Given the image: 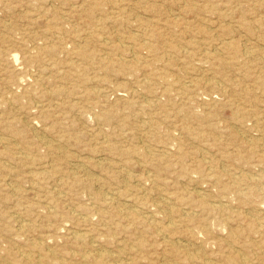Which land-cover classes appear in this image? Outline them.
Wrapping results in <instances>:
<instances>
[{
	"label": "rangeland",
	"instance_id": "obj_1",
	"mask_svg": "<svg viewBox=\"0 0 264 264\" xmlns=\"http://www.w3.org/2000/svg\"><path fill=\"white\" fill-rule=\"evenodd\" d=\"M102 256L264 264V0H0V264Z\"/></svg>",
	"mask_w": 264,
	"mask_h": 264
},
{
	"label": "bare ground",
	"instance_id": "obj_2",
	"mask_svg": "<svg viewBox=\"0 0 264 264\" xmlns=\"http://www.w3.org/2000/svg\"><path fill=\"white\" fill-rule=\"evenodd\" d=\"M252 51V50H251ZM249 53V52H248ZM124 60V59H123ZM156 107V106H155ZM24 136V135H23ZM4 137V136H3ZM5 140V139H4ZM49 146V145H48ZM141 161V160H140ZM207 161V160H206ZM42 177V176H41ZM256 180V179H255ZM261 180V179H260ZM256 184V183H255ZM249 187V186H248ZM257 191V190H256ZM254 194V193H253ZM130 200V199H129ZM31 225V224H30ZM26 226H27V224H26ZM28 227V226H27ZM172 231V230H171ZM158 233V232H157ZM232 233V232H231ZM233 234H234V232H233ZM78 236V235H77ZM40 258V257H39ZM53 258V257H52ZM103 259H104V256H102V257H100V262H98V264H101L102 263V261H103ZM40 260V259H39ZM47 260V259H46ZM43 261V262H41V260H40V264H45L44 262H46V264H47V261ZM32 261V260H31ZM33 262V261H32ZM67 263V262H66ZM246 262L244 261V264H245Z\"/></svg>",
	"mask_w": 264,
	"mask_h": 264
}]
</instances>
